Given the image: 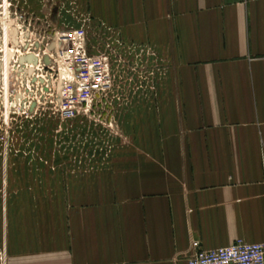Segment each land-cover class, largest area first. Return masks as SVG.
<instances>
[{
  "label": "crops",
  "instance_id": "1",
  "mask_svg": "<svg viewBox=\"0 0 264 264\" xmlns=\"http://www.w3.org/2000/svg\"><path fill=\"white\" fill-rule=\"evenodd\" d=\"M72 1L171 57L172 75L138 134L150 154L84 202L35 208L7 230L0 264H188L264 244V0Z\"/></svg>",
  "mask_w": 264,
  "mask_h": 264
},
{
  "label": "rangeland",
  "instance_id": "2",
  "mask_svg": "<svg viewBox=\"0 0 264 264\" xmlns=\"http://www.w3.org/2000/svg\"><path fill=\"white\" fill-rule=\"evenodd\" d=\"M73 2L0 0V262L7 230L35 208L48 213L60 201L84 202L91 186L150 154L137 150L138 134L141 126L150 129V114L166 92L171 57L149 43L125 40ZM13 19L25 33L23 41L19 36L24 46L8 64ZM73 32L89 56L107 59L113 83L91 110L67 119L59 108L61 84L53 83L59 61L54 36ZM72 46L64 44L70 57ZM44 50L42 63L32 68L17 59Z\"/></svg>",
  "mask_w": 264,
  "mask_h": 264
},
{
  "label": "built area",
  "instance_id": "3",
  "mask_svg": "<svg viewBox=\"0 0 264 264\" xmlns=\"http://www.w3.org/2000/svg\"><path fill=\"white\" fill-rule=\"evenodd\" d=\"M16 19L10 21L12 24L10 46L14 51L8 64L11 63L16 52H20L18 49L24 46L19 36L23 41L25 33L17 24ZM74 33H57L54 36L57 40L55 52L59 61L56 64L57 76L53 83L61 84L59 108L61 115L67 119L76 118L82 110H91L97 99L108 93L113 83L111 66L106 62L107 59L89 56L82 48V43L78 42L76 36H73ZM65 42L73 44L71 57L70 52L64 49ZM44 55H46V50L43 53L26 51L24 54L19 53L17 59L22 63L21 66L32 68V63H42ZM198 245V242L194 243V246ZM188 264H264V244L238 240L228 246L198 250L189 258Z\"/></svg>",
  "mask_w": 264,
  "mask_h": 264
}]
</instances>
